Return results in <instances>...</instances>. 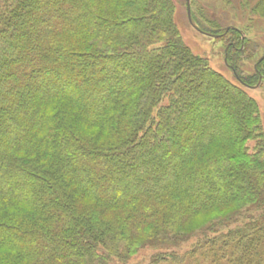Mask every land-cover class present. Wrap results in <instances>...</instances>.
Listing matches in <instances>:
<instances>
[{
  "label": "trees",
  "instance_id": "1",
  "mask_svg": "<svg viewBox=\"0 0 264 264\" xmlns=\"http://www.w3.org/2000/svg\"><path fill=\"white\" fill-rule=\"evenodd\" d=\"M173 11L1 0L0 264H109L146 247L175 264H264L258 108L182 41Z\"/></svg>",
  "mask_w": 264,
  "mask_h": 264
},
{
  "label": "rangeland",
  "instance_id": "2",
  "mask_svg": "<svg viewBox=\"0 0 264 264\" xmlns=\"http://www.w3.org/2000/svg\"><path fill=\"white\" fill-rule=\"evenodd\" d=\"M171 1L173 19L182 41L194 54L204 58L213 70L242 89L255 102L264 134V13L255 9L261 1L190 0V17L187 0ZM40 26L39 30L42 28ZM236 32L243 35L244 41L238 53L231 48L239 36ZM229 54L231 59L228 58ZM249 143L250 147L254 146V141ZM209 211L213 213V210ZM212 217H207L206 222L213 220ZM198 221L190 217L176 220L189 231L200 229ZM156 253L157 250L146 247L125 262L112 258L109 264H175L170 259H155Z\"/></svg>",
  "mask_w": 264,
  "mask_h": 264
},
{
  "label": "water",
  "instance_id": "3",
  "mask_svg": "<svg viewBox=\"0 0 264 264\" xmlns=\"http://www.w3.org/2000/svg\"><path fill=\"white\" fill-rule=\"evenodd\" d=\"M187 12H188V16H191V8H190V0H187ZM191 21V19H190ZM192 22V21H191ZM197 28V26H195Z\"/></svg>",
  "mask_w": 264,
  "mask_h": 264
}]
</instances>
